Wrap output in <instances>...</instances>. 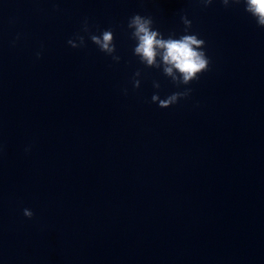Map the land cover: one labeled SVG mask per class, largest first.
I'll list each match as a JSON object with an SVG mask.
<instances>
[{
    "label": "water",
    "instance_id": "1",
    "mask_svg": "<svg viewBox=\"0 0 264 264\" xmlns=\"http://www.w3.org/2000/svg\"><path fill=\"white\" fill-rule=\"evenodd\" d=\"M136 13L165 38L186 14L208 70L177 87L140 63ZM263 147L264 28L242 4L0 0V264H247Z\"/></svg>",
    "mask_w": 264,
    "mask_h": 264
},
{
    "label": "clouds",
    "instance_id": "2",
    "mask_svg": "<svg viewBox=\"0 0 264 264\" xmlns=\"http://www.w3.org/2000/svg\"><path fill=\"white\" fill-rule=\"evenodd\" d=\"M213 2L214 0H200L201 5L205 8L212 5ZM219 2L225 8H229L233 4H242L244 12L254 19L258 27L264 28V0H219ZM181 21L185 26L183 33L179 36L172 33L166 38L158 29L153 28L154 21L151 16L136 13L129 17L127 24V27L132 30L131 38L136 41L133 54L139 58L140 63L146 67L161 69L163 74L169 77L177 87L189 85L192 81L198 80L199 75L207 71L210 64L205 50V40L199 38L197 33L191 32L192 21L186 14L181 15ZM81 30L88 34L89 39L101 52L119 62L121 57L115 55V38L111 28L99 30V34L92 33L88 20L85 18ZM85 43V36L80 33L74 34L67 40V44L72 48L84 47ZM40 55L41 52L38 51L37 58ZM140 75L139 70L134 73L132 81L134 88L140 86V80L136 79ZM153 86L159 88L160 84L154 82ZM191 91V88H185L183 91L173 92L164 98H161L159 93H154L151 101L157 103L160 108H168L176 104L179 99L189 96ZM23 214L29 218L34 215L29 208H24Z\"/></svg>",
    "mask_w": 264,
    "mask_h": 264
}]
</instances>
